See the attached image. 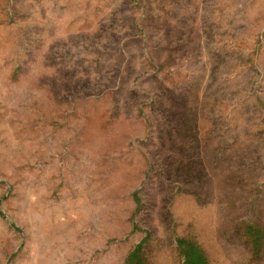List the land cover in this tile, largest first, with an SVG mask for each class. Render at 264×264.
<instances>
[{
    "label": "rangeland",
    "instance_id": "rangeland-1",
    "mask_svg": "<svg viewBox=\"0 0 264 264\" xmlns=\"http://www.w3.org/2000/svg\"><path fill=\"white\" fill-rule=\"evenodd\" d=\"M144 239L264 264V0H0V264Z\"/></svg>",
    "mask_w": 264,
    "mask_h": 264
},
{
    "label": "trees",
    "instance_id": "trees-1",
    "mask_svg": "<svg viewBox=\"0 0 264 264\" xmlns=\"http://www.w3.org/2000/svg\"><path fill=\"white\" fill-rule=\"evenodd\" d=\"M139 203V200H138ZM147 239H144L134 250L132 258L136 261V264H142V260L140 258L142 248L144 243L146 242ZM178 244L180 247H184L188 245V243L184 240H178ZM187 255V263L186 264H205V259L199 250V248L195 245H192L189 248V251L186 253Z\"/></svg>",
    "mask_w": 264,
    "mask_h": 264
}]
</instances>
